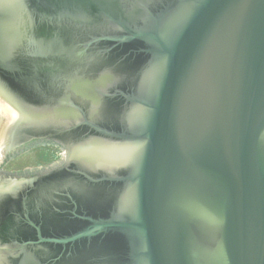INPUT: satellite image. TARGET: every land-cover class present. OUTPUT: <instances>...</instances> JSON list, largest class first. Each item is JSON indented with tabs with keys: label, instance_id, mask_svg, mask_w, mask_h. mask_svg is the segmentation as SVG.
Here are the masks:
<instances>
[{
	"label": "water",
	"instance_id": "1",
	"mask_svg": "<svg viewBox=\"0 0 264 264\" xmlns=\"http://www.w3.org/2000/svg\"><path fill=\"white\" fill-rule=\"evenodd\" d=\"M0 264H264V0H0Z\"/></svg>",
	"mask_w": 264,
	"mask_h": 264
},
{
	"label": "rangeland",
	"instance_id": "2",
	"mask_svg": "<svg viewBox=\"0 0 264 264\" xmlns=\"http://www.w3.org/2000/svg\"><path fill=\"white\" fill-rule=\"evenodd\" d=\"M59 151L60 150L56 148H50V146L35 147L18 156L15 161L11 162L7 166V169L12 171L16 169H23L25 167H39L46 163L50 164L57 159Z\"/></svg>",
	"mask_w": 264,
	"mask_h": 264
},
{
	"label": "flooded vegetation",
	"instance_id": "3",
	"mask_svg": "<svg viewBox=\"0 0 264 264\" xmlns=\"http://www.w3.org/2000/svg\"><path fill=\"white\" fill-rule=\"evenodd\" d=\"M45 146H50V148L51 147H53V148H56V149H59L60 151L58 152V157H57V159L55 160V161H59V160H61V159H63L64 158V151L61 149V147H59V146H57V145H52V144H50V145H45ZM38 147V146H37ZM35 148V147H34ZM33 149V148H32ZM30 150V149H29ZM28 151V150H27ZM27 151H25V152H27ZM24 153V152H23ZM23 153H20V154H18L16 157H14L13 159H11L10 161H8L4 166H3V170L4 171H7V172H9L10 170H8L7 169V166L11 163V162H13V161H15L17 158H18V156H20L21 154H23ZM56 153H57V151H56ZM54 161V162H55ZM49 163H46V164H44V165H41V166H46V165H48ZM40 167V166H39ZM25 168H29V167H25ZM25 168H23V169H25ZM18 170H22V169H16V170H12V171H18Z\"/></svg>",
	"mask_w": 264,
	"mask_h": 264
}]
</instances>
